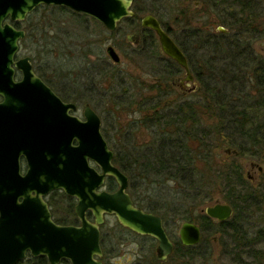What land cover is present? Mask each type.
I'll list each match as a JSON object with an SVG mask.
<instances>
[{
  "label": "trees",
  "instance_id": "16d2710c",
  "mask_svg": "<svg viewBox=\"0 0 264 264\" xmlns=\"http://www.w3.org/2000/svg\"><path fill=\"white\" fill-rule=\"evenodd\" d=\"M145 2L154 9L144 8L143 0H133V17L122 19L109 37L119 35L126 41L132 59L135 57L133 63L151 78L130 82L116 67L98 73L99 78L111 79L112 85L98 93L113 125L130 116L118 128V149L112 145L114 139L102 132L113 152L112 163L128 178L127 193L134 205L158 215L173 244L165 261L159 260L155 250L151 259L135 264L213 262L210 238L219 239L222 254L233 257L234 264H264V182L253 184L247 175L249 181L244 180L240 163L225 161L220 152L227 146L238 158L253 157L264 164V56L254 50V43L264 39V0H199L209 5L218 16V25L227 32L211 29L212 21L202 27L193 23L191 10L198 12L194 6L198 0ZM157 4L174 14L182 40L173 38ZM145 13L158 18L183 51L195 85V89L189 88V99L177 86L180 77H185L184 69L163 55L155 33L140 27ZM122 25L134 30L133 35L119 30ZM118 50H122L119 45ZM216 155L223 163L215 160ZM105 184L109 192L116 190L113 178ZM215 195L231 206L233 215L227 221L213 222L202 213ZM73 204L64 200L61 223L76 221ZM185 221L201 227V239L195 246H183L176 234ZM104 225L100 228L103 264L106 257L117 253L112 242L115 234H105ZM115 230L119 241L129 235L142 237L118 221Z\"/></svg>",
  "mask_w": 264,
  "mask_h": 264
},
{
  "label": "water",
  "instance_id": "95a60500",
  "mask_svg": "<svg viewBox=\"0 0 264 264\" xmlns=\"http://www.w3.org/2000/svg\"><path fill=\"white\" fill-rule=\"evenodd\" d=\"M133 0H0V90L5 95L15 96L30 102L37 98L35 123L39 127L41 145L34 156L33 171L39 175L32 190L37 195L61 189L67 196L74 197V208L78 226H62L51 222L50 213L45 204L41 209L28 211L30 218L27 228L18 229L15 243L18 244L16 260L22 259L25 252L32 256H44L48 264H59L66 260L68 264H102L99 227L104 223L105 215L115 219L128 230L139 236H148L157 241L156 251L159 260L165 261L173 252V244L168 239L162 219L143 209L137 208L127 193L128 178L113 163V152L101 134L100 118L86 105L83 119L69 114L75 107L62 104L60 100L35 77L30 67V58L14 60L18 52V40L23 38L22 31H16L2 23L9 18L11 22L22 20L28 12L39 5L61 6L77 14L92 18L107 31L115 30L123 18L133 17ZM142 29H150L158 39L163 55L172 59L185 71L181 80L192 82L188 61L173 38L161 27L157 18L146 14L141 18ZM219 31L225 32L222 27ZM106 52L114 63H119L118 53L108 46ZM22 72V81L13 84V68ZM183 87V86H182ZM195 89L193 84L191 90ZM15 90V94H13ZM30 97V98H29ZM25 126V125H24ZM44 137V138H42ZM75 143V144H74ZM93 164L94 166H92ZM260 170V169H259ZM106 178H113L116 190L104 189ZM206 216L215 221H226L231 217L229 204L216 203L206 206ZM91 213L93 221L87 214ZM178 238L183 246L196 245L200 229L192 223L180 226Z\"/></svg>",
  "mask_w": 264,
  "mask_h": 264
},
{
  "label": "rangeland",
  "instance_id": "374dc122",
  "mask_svg": "<svg viewBox=\"0 0 264 264\" xmlns=\"http://www.w3.org/2000/svg\"><path fill=\"white\" fill-rule=\"evenodd\" d=\"M143 1L144 8L147 7L149 9H154L150 6L152 3L145 2L146 0ZM254 2L262 3V0H254ZM194 6L198 9V12L196 11V13H194V11L191 10V12H193L192 16L194 17L193 23L196 22L197 26L202 27L212 21L211 29H214L215 31L216 29L218 31V28L222 27L218 25V16L209 8V5L199 2L198 0V2L194 3ZM156 8H159L158 4L156 5ZM159 12L163 14V22H166L172 30L173 38L182 40L181 27L174 22V14H172L171 11H167V7L165 6L160 7ZM32 24L34 26L35 24H39L37 28L40 29L37 30L36 28V31H34L31 37H28L26 42L23 43L20 57L32 56L39 73L42 72V74L46 76L48 83L55 87L63 97L77 103L78 111L76 116L82 118L81 116L85 107L84 105L88 104V106H90L94 113L100 118L101 131L105 134V137L114 139L113 144H111L115 149H118L120 147L117 146L116 138L118 128L121 123L124 124V120H130V116L127 115L126 117H121L122 119H120L117 124L113 125L115 122L112 121L111 115L105 110V107L107 106L106 103L101 104L102 98L98 93V90L100 92H105L106 89L112 85H110L111 79L107 76L99 78L98 73L104 70H114L116 67V71L121 76H126L130 82L136 79H150L151 76L147 72L142 71L137 63V66L133 63L135 62L133 61L135 57L132 59V51L126 46V41L119 38V35H116L114 38L109 37V31L97 27L94 22L87 17H79L70 11L66 12L60 10V8L48 6L37 10L35 15L29 17L27 21L23 23L25 28H28V26H31ZM43 28L44 32L41 34L40 30ZM119 28L121 31H127L129 36L133 35L134 30L125 28L123 25L119 26ZM225 32L227 31L225 30ZM129 44L130 43L127 45ZM131 44H133L132 49H134L136 47L134 42H131ZM118 45L119 49H122L121 51L118 50ZM108 46L114 48L118 53L120 57L119 63L116 64L111 61L106 52ZM254 50L257 55L264 56V39L254 43ZM126 55H130V57ZM71 69L73 70V73L71 74V77H68L63 71H71ZM88 71L90 72L86 74ZM92 71L93 75L91 74ZM183 77L181 76L180 78L182 79ZM181 79L177 82L179 89V85L181 86ZM183 86L184 87H181V89L187 93L188 97L186 98L189 99L190 92L188 93V91L190 85L188 86L186 82H184ZM143 138L144 137H141V139ZM221 150V155L225 158V161L240 163L244 174V180L249 181L250 178V182L253 184L264 182V178L262 179L261 177L264 175V164L262 161L254 159L253 157L248 158V156L245 158H238L235 156V152L227 146H224ZM214 158L218 162L223 163L221 158L217 155L216 157L214 156ZM247 174H249L250 177ZM246 175L249 178H247ZM104 189H106V185H104ZM215 190L219 191L220 188H215ZM216 203L227 204V202L221 199L220 195H215L214 201L209 205H214ZM205 206H207V204H205ZM205 206L203 208H205ZM64 215L65 212L59 218L63 219ZM261 217L264 218V215ZM104 221L105 225L103 230L105 231V234L108 233L111 234V236H113V231L115 236H113V240H111L117 248V253L113 254L108 259L106 257L105 264H135L137 261L145 262V260L151 259V255L153 256V254H155V248L157 246V241L155 239L152 240L150 237L143 239L142 237L129 235L119 241L116 236L117 231L115 230V224L117 220L115 217L112 215L107 216ZM179 227L176 231L177 236L180 229ZM210 239L212 247L211 258L213 262L210 260L207 264H234L233 257H228L222 254V247L220 246L221 243L219 239ZM101 258H99V260ZM250 261L251 260H246L248 263H250Z\"/></svg>",
  "mask_w": 264,
  "mask_h": 264
},
{
  "label": "flooded vegetation",
  "instance_id": "af4514ba",
  "mask_svg": "<svg viewBox=\"0 0 264 264\" xmlns=\"http://www.w3.org/2000/svg\"><path fill=\"white\" fill-rule=\"evenodd\" d=\"M48 6H52V5H48ZM48 6L46 5L37 6L32 11L28 12L27 15L24 17V19L22 20L11 22L9 18H7L2 23V25L8 24L9 26H12L16 31L18 30V31L23 32L24 37L18 40V43H17L18 52L14 56L15 57L14 60L19 61V59L21 58L22 59L30 58L29 64H30V67H32V72L34 76L39 78V80L42 81L43 85L47 87L48 89H50V91L53 92V94L60 100L62 104L63 103L72 104L75 107V110L73 113L70 112L69 114L76 116V113L78 111L77 103L70 101V99H67L66 97H63L61 94H59V92L55 89V87L51 86L50 83H48L46 76H44L42 72L39 73L37 66H35V63H34L35 61L32 56L20 57L22 53L21 50L23 49V46H22L23 43L26 42L28 37H31V35L34 33V31H36V28L39 25V24H35L34 26L32 24L31 26H28V28L27 27L25 28L23 23L26 22L29 17H32L33 15H35L37 10H39L42 7H48ZM52 7H57V6H52ZM57 8H60V10L62 11H66V12L70 11L75 15H79L76 12H73L70 9L68 10L66 8H63L61 6H58ZM144 15L146 14H143V16ZM129 18H132V17H129ZM38 29L40 28H37V30ZM40 32L41 34H43L44 28L40 30ZM12 68L14 70L12 74L13 84H19L20 81H22L23 79L22 72L18 71L14 67ZM192 82H189V84L188 83L186 84L188 86L190 85L191 87ZM183 84H181V87L183 86ZM13 94L16 95L15 90ZM11 95L12 93H10V96L8 95L6 96L4 91L0 90V264H48V260L46 257L40 256V255L38 257H34L31 255L30 252H25L23 255V258L18 259L17 261L15 255L16 253L18 254V244L15 243L14 241L16 237V232L18 229L24 230L27 228L26 222L30 218V214L28 213V211L32 209H35V210L41 209V203L45 204L47 211L50 213V219L52 223L58 226L59 225L78 226L79 222H77V218L74 212V208L77 204V201L74 197L67 196L59 188H57V190L48 191V193L45 195H41V194L37 195V193H35L32 190L35 184H31V183L33 181H36V179H38L39 177L36 171H33V166H35V162H36L34 161V156H36L38 153L37 147H39L42 143L41 135L39 133L40 132L39 127L37 128L34 125L32 126L33 122L35 123V109L37 108L38 101H37L36 96L32 97L33 99H30V102H29L27 100L23 101L22 99H20V95H18V98H15V96H11ZM86 105L88 106V104L84 105L85 106L84 110L86 108ZM83 112H82V115H83ZM78 118L84 121L83 117L82 118L78 117ZM101 134H102V131H101ZM91 165L94 166L93 164ZM247 175L250 177L249 174ZM107 179L109 178H106V181ZM64 199L67 201L71 200L74 202L73 212H74V217L76 221L73 223H70V222L69 224L61 223L63 219L59 218L60 216L64 214L63 212V203H64L63 200ZM209 204H207V207L213 206ZM204 209L205 208H202L203 214H204L203 212ZM89 215H91L90 219H89ZM107 216L108 215L104 216L103 221L105 220V217ZM87 218L89 221H93V217L91 213L87 214ZM211 220L213 222H222V221H215L213 219ZM104 224H105V221L102 225ZM101 226L99 227V232H100ZM195 226L199 227L198 224H196ZM199 229H200V236H201V227H199ZM157 255L159 256L158 258H160V255L159 254ZM102 256H103V253H102ZM66 262H67L66 260H61L59 264H68V262L67 263Z\"/></svg>",
  "mask_w": 264,
  "mask_h": 264
},
{
  "label": "bare ground",
  "instance_id": "6f19581e",
  "mask_svg": "<svg viewBox=\"0 0 264 264\" xmlns=\"http://www.w3.org/2000/svg\"><path fill=\"white\" fill-rule=\"evenodd\" d=\"M63 72L66 73V75H68V77H71V74L73 73V70L71 69V71L67 70V71H63Z\"/></svg>",
  "mask_w": 264,
  "mask_h": 264
}]
</instances>
